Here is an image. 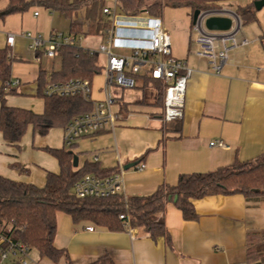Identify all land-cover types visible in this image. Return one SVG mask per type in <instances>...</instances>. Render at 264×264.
<instances>
[{
    "label": "crops",
    "instance_id": "crops-1",
    "mask_svg": "<svg viewBox=\"0 0 264 264\" xmlns=\"http://www.w3.org/2000/svg\"><path fill=\"white\" fill-rule=\"evenodd\" d=\"M254 1L211 0V3L214 7L228 9L229 4L236 3L238 9ZM6 6L0 8V13ZM35 13L34 17L40 16ZM7 16L0 15L4 22L0 21V48L9 46L16 60L19 45L25 42L29 46L30 40L23 33L14 34V45L8 44L7 37L13 32L6 28ZM256 18L241 25L237 38L247 39L249 43L229 51L220 74L212 70L206 58L196 54L198 45L193 37V14L189 8L181 7L166 27L162 22L172 39V54L183 59L192 70L185 93L183 118L169 123L163 120V108L156 104L157 90L150 81H142L135 89L116 87L115 128L106 127L73 143L74 147H82L87 153L81 156L83 162L79 155L85 151L77 154L78 166L86 161L98 162L104 168H116L117 171L122 166L125 195L131 197L150 195L164 183L175 185L180 174L214 171L237 159L251 160L262 156L264 7L256 10ZM85 19L94 27L92 37L98 38L101 26L95 20L87 19V14ZM79 22L85 29L83 21ZM82 46L93 44L89 42ZM33 54L39 61L43 55L34 51ZM12 80H18V86L22 84L20 78ZM35 82L36 95L37 79ZM27 91L32 93L33 89ZM39 98L6 96L10 106L42 113L44 100ZM54 129L61 131H53V138L38 139L35 143L37 133L30 128L20 147L8 145L0 132V174L43 187L47 172L58 173L60 166L54 156L56 161L40 162L36 150L65 148L62 144L65 127ZM29 133L32 134L30 144L27 140ZM218 140L224 141L226 147L210 146L212 141ZM138 164H144L145 168L137 169ZM125 167L129 168L125 170ZM194 206L199 215L196 221L185 220L173 204L167 206L165 220L171 245L164 238L154 241L135 228L130 232L127 225L124 230L111 231L91 221L74 223L64 212L56 215L54 244L67 251L73 264H91L103 256H108L114 264H245L248 236L264 233V198L214 195L195 200ZM89 226L94 230H87ZM32 250L33 264H67L64 259L58 263L38 259V252ZM0 264L13 262L0 261Z\"/></svg>",
    "mask_w": 264,
    "mask_h": 264
},
{
    "label": "trees",
    "instance_id": "trees-1",
    "mask_svg": "<svg viewBox=\"0 0 264 264\" xmlns=\"http://www.w3.org/2000/svg\"><path fill=\"white\" fill-rule=\"evenodd\" d=\"M2 0H0L1 2ZM7 6L0 13L2 17L23 13L32 6H40L49 12L63 14L69 21V33L75 38L87 34L78 21L79 12L92 7L98 0H7ZM120 8L137 15L146 11L151 16L161 17L165 7L189 8L196 10L214 7L211 0H118ZM254 2L240 6L236 12L242 24L255 21ZM60 67L51 74L49 82H66L70 79L89 80L102 73L99 55L85 52L77 42L61 46L56 50ZM12 57L9 46L0 48V132L8 145L20 147L31 128L40 135H47L54 128L66 127L74 118L93 110V102L82 97L46 95L48 81L45 71L37 77L36 96L43 98L42 113L7 104L6 96L17 94V87L7 83L12 81ZM157 90L159 107H164L165 86L152 80ZM179 130V129H178ZM70 148H46L58 161L60 171L47 172L43 187L12 180L0 174V230L12 241L22 242L35 249L41 259L54 263L66 260L73 264L65 249L54 244L57 233L56 215L64 212L74 223L91 221L111 231L124 230L126 225L140 230L157 241L164 238L171 245V237L166 227V210L169 204L176 206L187 221L199 217L194 201L214 195H243L250 198H264V154L256 159L235 160L232 164L204 173L180 174L175 185L161 184L147 196L125 198L118 194L106 198H79L74 192L75 184L88 174L99 177L111 176L116 168H104L98 162L86 161L74 166L75 154ZM127 213L128 221L120 219ZM19 264V263H13ZM91 264H114L108 256H103ZM245 264H264V233L248 236Z\"/></svg>",
    "mask_w": 264,
    "mask_h": 264
},
{
    "label": "built area",
    "instance_id": "built-area-1",
    "mask_svg": "<svg viewBox=\"0 0 264 264\" xmlns=\"http://www.w3.org/2000/svg\"><path fill=\"white\" fill-rule=\"evenodd\" d=\"M92 11L85 9L87 19L95 20L101 26L98 33L100 41L97 46H82L85 52L104 57L102 71L105 76L102 88L103 99L92 98V83L89 80L70 79L66 82L47 83L44 93L67 97H82L93 102V110L74 118L64 129V143L68 146L80 138L90 137L108 127L115 128L116 97L114 89H135L142 81L152 80L164 84L163 120L167 123L179 121L184 115L185 93L192 70L183 59L172 54V39L162 25L160 17L151 16L146 11L137 15L124 12L118 0H98ZM146 13V14H143ZM38 15V12L35 13ZM146 15V16H145ZM227 17L232 20L227 31H210L206 29V20L210 17ZM241 19L237 12L225 7H212L200 10L192 24V32L198 45L196 54L206 58L212 70L220 74L222 66L229 58V51L246 46L247 39L238 40ZM30 40L29 48L50 59L56 58V50L64 45L76 42L72 34L53 31L48 38L32 33H23ZM7 42L14 45L15 35L9 34ZM218 45V46H217ZM39 58V57H38ZM18 80L7 83L11 87L19 85ZM211 147H226L222 140L212 141ZM137 169L145 168L138 164ZM124 168L121 166L116 173L107 177L88 174L74 186L79 198H106L118 194L125 198ZM128 221V214L119 216ZM128 226V225H127ZM130 232L133 228L128 226ZM87 230L93 231L89 226ZM31 248L22 242L12 241L0 230V261L10 259L13 263L30 264Z\"/></svg>",
    "mask_w": 264,
    "mask_h": 264
},
{
    "label": "rangeland",
    "instance_id": "rangeland-1",
    "mask_svg": "<svg viewBox=\"0 0 264 264\" xmlns=\"http://www.w3.org/2000/svg\"><path fill=\"white\" fill-rule=\"evenodd\" d=\"M240 3L242 4L244 2L241 1ZM6 5H7V0H3L0 3V8L2 6H6ZM95 7H96V5L94 4L88 10L92 11L93 9H95ZM229 7H230L229 9L227 8L228 10L236 12V10H237L236 3L229 4ZM183 9H185V8H183ZM177 11H180V8H174V7H169V6L164 8L160 18H161L165 27H166L167 23L174 18V13H176ZM35 12H38L40 14V16L34 17ZM143 14H146V13H143ZM85 15H86V13L83 10V11L79 12V14L77 16V19L79 21H83V23L85 25L86 33H87L85 35L78 37L77 42L80 45H82L84 43L89 44V42H90V44H93V46H97V44L100 40V37H98V38L92 37L93 35L91 34V30L94 29V27L91 26L87 21H85L86 20ZM0 21L2 24H4V22L2 20H0ZM69 24H70V21L63 14H60L58 12H49L40 6H32L26 12L11 14V15L7 16L5 19L6 28L9 31H12L13 34L21 35L22 33L30 32L33 35L38 34V35H41L45 38L48 36V34L51 30L58 31V32H61L64 34H68L69 33ZM88 37H90V41L88 40L89 39ZM238 40L240 41V39H238ZM99 63L102 67L104 66L105 59L103 56L100 57ZM59 67H60V60L58 58L50 59L47 56L42 55L40 57V61L37 60V58H35V56L33 54V51L24 42L23 44L19 45V51L17 53L16 60H14L12 62V78H20L22 80V84L17 87V91H18L17 94L7 95V97L8 96H11V97H33V98H36L39 100L40 98L35 95V91H36L35 80L37 79V76H38L40 70H44L46 72L45 73V79H46V81L49 82V81H51L52 72L54 70L59 69ZM104 83H105V76H104L103 71H102V73H99L92 78V97H93V99L99 100L103 97L102 88L104 87ZM25 87H27V88H25ZM29 88L33 89L32 93L27 91ZM53 131H54V133H56L55 131H61V129H53L47 135H40L36 132L37 134H35V138H36L35 143L37 142L38 139L46 140V139L53 138V136H52ZM55 135H57V138L59 137L58 132ZM27 137H28L27 140H29V144H30V142L32 140V134L29 133V135ZM27 143H28V141H27ZM62 144H64L65 148H67V149L70 148L68 145H66L64 143V141H62ZM71 150L75 154H78L79 152L85 151L84 153L79 155L80 157L85 156V154H87L86 150L82 149V147H80V148L73 147ZM36 151H38L37 152V160H39L40 162H46L47 160L49 162L50 159L56 161L55 158L53 157V155L50 154L44 148H39ZM80 159H81V162H83V157H81ZM33 252L36 253L35 250ZM38 259H40L39 256H38ZM5 261L7 263H12V261L10 259H7ZM30 264H33V263L30 262ZM40 264H43V263L41 262Z\"/></svg>",
    "mask_w": 264,
    "mask_h": 264
},
{
    "label": "water",
    "instance_id": "water-1",
    "mask_svg": "<svg viewBox=\"0 0 264 264\" xmlns=\"http://www.w3.org/2000/svg\"><path fill=\"white\" fill-rule=\"evenodd\" d=\"M256 10H261L264 7V0H256L254 3ZM200 13V10H196L193 13V21H195ZM232 20L227 17H210L206 20L205 27L206 29L210 31H227L231 28ZM79 165V159L78 156H74V166L78 167ZM129 167H125V170H127Z\"/></svg>",
    "mask_w": 264,
    "mask_h": 264
}]
</instances>
